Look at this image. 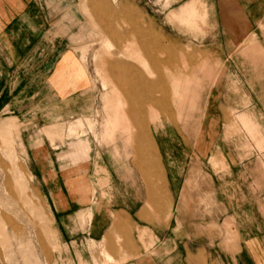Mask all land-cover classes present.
I'll return each mask as SVG.
<instances>
[{
    "label": "rangeland",
    "instance_id": "374dc122",
    "mask_svg": "<svg viewBox=\"0 0 264 264\" xmlns=\"http://www.w3.org/2000/svg\"><path fill=\"white\" fill-rule=\"evenodd\" d=\"M35 1L47 12V48L9 67L15 91L0 97V264L67 263L52 202L60 170L75 171L67 179L77 191L88 170L122 172L114 179L153 188L155 204L147 199L145 208L168 222L163 177L146 170L147 161L134 157L135 141L117 129L133 108L157 130L163 172L177 170L188 190L208 191L183 210L192 228L223 235L219 243L234 249L237 230L213 198L215 184L230 193L244 186L235 193V213L246 231L264 232L263 130L235 112V28L248 26L249 11L264 9V0ZM64 56L66 82L74 86L65 98L53 96L37 73L41 61L50 68ZM75 65L86 83L72 80ZM81 141L89 150L76 155L72 146ZM109 180L99 176L95 184ZM190 228L177 224L176 232Z\"/></svg>",
    "mask_w": 264,
    "mask_h": 264
},
{
    "label": "crops",
    "instance_id": "0c3cea01",
    "mask_svg": "<svg viewBox=\"0 0 264 264\" xmlns=\"http://www.w3.org/2000/svg\"><path fill=\"white\" fill-rule=\"evenodd\" d=\"M40 5L35 0H0V82L3 83L0 97L15 91L9 89V67L30 60L35 50L42 56L47 48V12ZM249 12L248 17H253L249 25L240 30L235 28V112L256 123L263 130L264 140V9ZM68 60L67 56L57 58L49 68L46 59L37 69V73H44V82L49 83L53 96L65 98L74 91L73 84L66 82ZM76 68L72 80L86 83L84 72ZM132 127L137 131L133 133ZM117 129L127 142L135 141L134 157L147 161L146 170L159 172L163 177L161 193L169 203L170 217L166 224H161L159 211L145 208L147 199L155 204L153 188L115 180L122 172L103 168L99 169L100 174H95V169L88 170L81 175L88 179L81 182L77 191L71 184L74 180L67 179L75 177V171L60 170L55 176L60 177L61 183L57 180L53 188L55 200L52 202L66 264H103L105 257L111 261L108 264H264V232L246 231L235 213V193L246 192L244 186H234L231 193L226 186H211L215 202L224 210L223 218L237 230L234 249H228L219 243L223 235L198 232L192 228L196 223L186 222L188 216L183 210L196 208L197 199H204L208 191L188 190L189 186L181 185L186 180L180 179L177 170L163 172L153 136L157 130L147 125L144 112L137 108L126 111ZM72 147L76 155H84L89 150L87 141ZM99 176L110 178L107 187L95 184ZM209 176L213 181L215 176ZM141 187L146 191L140 190ZM84 215L86 221L81 227L80 219ZM182 223L191 228L177 233L176 226ZM205 240L213 243H201Z\"/></svg>",
    "mask_w": 264,
    "mask_h": 264
}]
</instances>
